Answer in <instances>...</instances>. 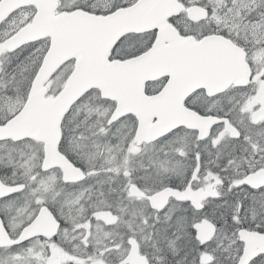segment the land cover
Masks as SVG:
<instances>
[{
    "label": "snow or ice",
    "instance_id": "snow-or-ice-1",
    "mask_svg": "<svg viewBox=\"0 0 264 264\" xmlns=\"http://www.w3.org/2000/svg\"><path fill=\"white\" fill-rule=\"evenodd\" d=\"M0 264H264V0H0Z\"/></svg>",
    "mask_w": 264,
    "mask_h": 264
}]
</instances>
